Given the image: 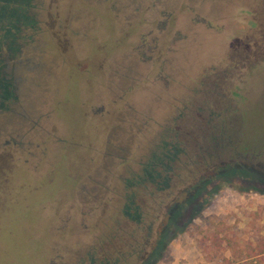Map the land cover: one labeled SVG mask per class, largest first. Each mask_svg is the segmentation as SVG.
I'll list each match as a JSON object with an SVG mask.
<instances>
[{
  "label": "rangeland",
  "instance_id": "374dc122",
  "mask_svg": "<svg viewBox=\"0 0 264 264\" xmlns=\"http://www.w3.org/2000/svg\"><path fill=\"white\" fill-rule=\"evenodd\" d=\"M4 10L0 264H241L211 235L263 233L264 0ZM176 149L168 188L139 182ZM192 198L210 202L167 241Z\"/></svg>",
  "mask_w": 264,
  "mask_h": 264
},
{
  "label": "trees",
  "instance_id": "16d2710c",
  "mask_svg": "<svg viewBox=\"0 0 264 264\" xmlns=\"http://www.w3.org/2000/svg\"><path fill=\"white\" fill-rule=\"evenodd\" d=\"M9 8L13 10L15 9L7 6L6 10ZM6 10H4V12L0 11V25L3 27L4 23L7 22V19H9V22L14 23L15 27L17 28V24L20 23V21L16 19H15L16 21L14 20V14H12L7 18L6 15L8 13ZM7 98H8V93H3V94L0 93V99L5 100ZM209 114L212 118L214 112H210ZM181 151L182 149H176L174 153L169 152L166 155H164L165 158L159 157V159L157 160V164L153 165L151 167V170H148L146 174L148 178L145 180L144 179L140 180L139 182L144 183V181L149 180L150 182L156 185L159 191L168 188L169 177L167 174L168 172L172 171V165H170L169 162L173 161V155L179 154ZM163 159H166L169 162L166 161L165 163ZM156 166L165 169L166 171V177L164 178L163 181L161 179V175L158 173L159 171H157L155 168ZM209 202H210L209 200H206L202 203H196L195 200H193L192 198L189 200V202L185 204V208L182 210L181 213L179 214L176 213L171 215L170 217L171 224L169 228L166 230L167 241L169 239L170 240L174 239L179 234H181L187 227V224L191 223V221L200 213V211ZM187 208L188 209L191 208L190 211H188V213L185 211ZM181 219L184 220L182 222L183 225H179V223L182 224ZM211 239H212V243L218 248H230L232 250L234 260L239 261L241 264H264V226H263V233L259 235L256 241L249 240L245 242V244H241L237 240L236 236L230 233V231L225 226L214 231L211 235Z\"/></svg>",
  "mask_w": 264,
  "mask_h": 264
},
{
  "label": "flooded vegetation",
  "instance_id": "af4514ba",
  "mask_svg": "<svg viewBox=\"0 0 264 264\" xmlns=\"http://www.w3.org/2000/svg\"><path fill=\"white\" fill-rule=\"evenodd\" d=\"M4 91L5 93H8L10 91L8 83L5 81L4 85H3Z\"/></svg>",
  "mask_w": 264,
  "mask_h": 264
}]
</instances>
